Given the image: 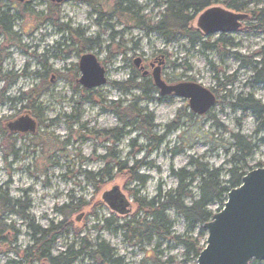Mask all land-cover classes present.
Instances as JSON below:
<instances>
[{
    "label": "rangeland",
    "instance_id": "rangeland-1",
    "mask_svg": "<svg viewBox=\"0 0 264 264\" xmlns=\"http://www.w3.org/2000/svg\"><path fill=\"white\" fill-rule=\"evenodd\" d=\"M163 2L130 0V16L123 17L121 13L112 15L113 3L109 0H26L22 4L1 1L10 6V16L21 14V18H14L12 24L16 40L0 36V92L5 91L4 102L0 103V125L5 127L9 122L28 115L36 125L33 133L19 134L13 147L15 155L0 144V186L5 188L7 184L6 189L13 199L27 197L30 204L27 210L29 220L12 217L9 221L20 232L17 242L9 248L21 251L29 246V223L46 229L64 219L59 209H65L66 218L73 225L72 231L58 239L52 255H58L70 245L77 249L84 237L93 245L99 241L108 244L125 264H140L153 248H159L156 254L162 258L172 256L181 261L185 258L184 251L171 241L159 242L158 247L155 240L132 245L113 231V225L104 223L105 219L112 217L111 204L104 196L113 190L127 202V214L136 212L137 206L128 190L137 187L134 188L136 183L130 181L129 171L125 168L133 167L146 178V185L139 194L147 199L153 198L158 188L162 192L175 190L178 180L172 172H191L193 169L188 167L191 160L217 170L219 181L225 182L228 179L226 172L236 164L232 161L234 149L231 147L234 134L251 139L255 146L252 156L238 167L245 173L264 168L259 119L251 112L245 113L233 106L238 99L248 96L264 105V81L253 79V66L260 68L255 62L264 64V31H254L243 22L236 31L206 37L207 43L215 44L213 50L201 43L191 46L181 38L168 45L158 34L134 26L138 17L146 24L158 21L164 9ZM221 2L223 0L211 6L225 8ZM50 4L51 10H58L55 15L59 17V24L77 35L82 34L84 39H96L100 46L93 43L80 48L69 40L66 33L59 31L58 26L46 22ZM262 6V3H249L247 8L254 10ZM22 9L25 10L21 13ZM206 9L190 13L194 16L193 28L197 17ZM113 35H117L114 41L111 40ZM217 40L227 41L216 43ZM62 42L64 45L58 46ZM83 54L97 57L106 70L107 84L95 89L94 103L79 105L83 92L77 82L80 73L75 72V67L78 68ZM136 58L141 59L143 71L149 72L147 78L151 79V72L162 61L161 77L167 84H198L214 95V105L200 116L191 113L187 100L174 96L169 102L161 103L157 101L159 94L156 93H152L149 99L137 90L127 94L116 91L111 83L125 82L131 76L130 65H134ZM246 63L252 67L242 66ZM151 64L154 68H150ZM136 71L141 73L138 68ZM34 73L44 75L45 80H40ZM224 83L230 84L224 86ZM44 85L47 93L33 105L40 109L35 112L37 117L23 108L25 102L10 103L13 98L28 97L32 87L40 90ZM121 101L123 104L119 108L110 104ZM130 104L152 114V133L165 137L154 150L146 148L148 142L133 126L125 129L124 137L116 143L99 136L101 131L122 127L113 110L121 112L122 116L123 108ZM108 107L112 111H104ZM69 115L77 117L78 121L67 120ZM173 122H176L177 129L168 130ZM112 155L118 158L113 160ZM107 163L112 170L108 180L105 179L102 186L89 183L86 174L99 172ZM258 164L261 167H257ZM189 191L191 199L198 197V181ZM71 201L75 206L73 213L65 208L72 205ZM190 203L189 199L185 200L186 205ZM220 209L222 206L217 203L208 207L212 213ZM167 216L172 221L174 235L197 237L200 229L196 227L189 233L186 222L174 210H169ZM8 260L20 262L13 253L0 256V264ZM195 262L189 257L186 264ZM88 263L80 257L73 264Z\"/></svg>",
    "mask_w": 264,
    "mask_h": 264
},
{
    "label": "trees",
    "instance_id": "trees-1",
    "mask_svg": "<svg viewBox=\"0 0 264 264\" xmlns=\"http://www.w3.org/2000/svg\"><path fill=\"white\" fill-rule=\"evenodd\" d=\"M1 1L7 3H14L11 0H0V36H6L12 40H16L17 36L12 32L13 20L14 18H21V14L18 16H10L9 12L11 10L10 6L2 4ZM87 1V0H86ZM92 2L93 0H88ZM100 1V0H95ZM113 3L112 15L119 16V13L123 17L129 14L130 0H109ZM221 0H164L163 12L160 13V19L155 23L142 21V18H137L134 23L138 29L158 34L166 44L170 45L175 43L177 40L186 39L191 46L201 43L207 46V49H215V44L207 43V39L203 34L196 28H193L191 22L194 16L190 13H199L203 9L210 8L214 4L220 3ZM25 3V2H22ZM21 3V4H22ZM249 3H262L261 8H256L254 10H248ZM51 5H49L48 13L46 14V22L52 23L58 26L59 31H62L68 35L71 42L76 43L80 48H84L88 44H95L100 46L96 39H84L82 34H76L72 29H69L63 24H59V17L55 15L56 10H51ZM212 5V6H211ZM228 11L244 15L246 27L251 28L254 31H264V0H223L221 2ZM22 9L21 13L24 12ZM243 12H248L244 14ZM130 16V14H129ZM118 35V34H117ZM117 35H113L111 40L114 41ZM74 37V40H72ZM65 41L63 37H61ZM227 40L219 41L216 43H226ZM229 41V40H228ZM64 45L63 42L58 44V46ZM220 55H224L219 52ZM58 57V56H57ZM131 62V60L129 59ZM243 61V60H241ZM247 64V63H246ZM255 65H260V68L253 66L255 71L254 80L256 82L264 81V64L262 62L256 63ZM242 66L252 67L251 64H242ZM131 67V76L125 82L115 83L112 82L111 86L121 94H127L129 91L137 90L141 91L144 98H151L152 93L158 95V90L154 87L152 80L147 76L144 77L138 71L134 65ZM78 70L75 67V72ZM47 71H49L47 69ZM38 76L40 80H45L44 75L39 73H34ZM33 76V75H32ZM138 81V82H137ZM230 83H224V86ZM219 87V86H218ZM83 95L80 98L79 105L86 102H91L93 93L95 90H85L81 88ZM47 86L40 90L33 88L28 93V97L13 98L11 102H25L24 109L31 111L36 115V110L32 109L33 105L37 102L38 98L43 94L47 93ZM4 90H2L3 95ZM23 95V94H22ZM97 95V94H96ZM157 101L161 103L169 102L170 97L157 96ZM3 97L0 95V103H3ZM101 102V101H100ZM98 101V103H100ZM118 108L123 102L110 103ZM233 106L242 112H251L257 119H259L260 126L258 130H262V136L259 142L264 145V105L259 101L253 99L252 96H248L244 99H238ZM104 111H112L111 107L106 108ZM115 115L122 127L114 128L111 130L101 131L100 137L105 138L108 141L114 143L121 140L124 137L125 129L135 127L137 131L142 133L145 140L148 142L146 148H151L154 150L158 147L164 140V136L157 137L152 133L153 130V115L147 113L143 110H138L133 104H130L123 108V114L121 112L117 113L115 110ZM74 119L78 121L77 117L69 115L67 120ZM131 120V121H129ZM129 121V122H127ZM176 122L171 123L167 128L168 130L177 129ZM258 132V131H257ZM27 134V133H26ZM18 135H14L10 132L6 126L1 127L0 125V144L2 148L9 149L12 155L16 153L13 151L14 143L17 140ZM22 136V135H21ZM232 144L231 147L234 149L232 155V161L236 164L230 168L227 172V181H219V172L217 170L209 169L205 165H200L196 161L191 160V164H188L191 172L186 170H181L180 172L172 174L178 180V185L173 191L162 192L160 188L157 189L156 194L153 198L147 199L140 196L139 192L146 185V178L143 175L137 173L136 169L133 167L125 168L129 171V177L131 182H135L137 189H129V195L132 197L134 204L137 206L136 212L133 214L117 215L115 212H111L110 218L104 220L107 226L113 225V231L119 233L128 243L134 245H141L143 242L150 243L153 240L158 241L156 247L159 246V242L171 241L178 246H181L184 251L185 258L181 261H177L172 256H167L162 258L156 254V250L159 248H153L152 253L149 256H145L140 264H186L189 257L193 258L194 261L198 258L199 253L204 248L205 231L203 225L211 220L213 213L208 210V207L217 203L220 206L226 202V196L228 192L232 189L237 188L241 184V179L247 173H245L239 164H244L245 161L250 158L255 150V146L251 139L241 136L240 134H234L231 137ZM1 151V147H0ZM113 160L118 157L112 155ZM6 159V156H4ZM105 159V157L103 158ZM261 167V164L256 165ZM138 167V165H137ZM112 170L109 169L108 163L95 174H86V179L89 183L96 186H102L105 179L108 180L109 175H111ZM198 181V197L196 199H191L192 195L189 189L192 184ZM7 184L5 188L0 186V256L13 253L16 255L20 262L8 260L5 264H73L78 258L82 257L88 260V264H125L123 260L117 257L112 248L108 244L102 241L95 243L94 245L87 239L82 237L81 242L78 244L77 249L72 245L68 246L65 251L59 253L58 255H52L54 245L59 238L69 234L72 231L73 225L68 222L65 209H59V213L64 217L62 221L57 224H50L46 229H40L33 223H29L27 229L29 231V242L30 245L25 247L23 250L19 251L18 248H9L17 242L18 236L20 235L19 230L15 228V225L9 223L12 217L18 218L20 220H29L27 210L29 209V202L27 197H22L20 199H13L8 191ZM189 199L191 203L189 205L185 204V200ZM73 202L71 201L70 204ZM85 203V202H83ZM79 205V204H78ZM75 206H66L70 213L75 212ZM72 210V211H71ZM169 210H174L179 214L186 222V228L189 233L195 231L196 227L200 229L196 238L192 236H176L172 232V221L168 219L167 212ZM118 221H122L121 224ZM78 236V233L75 232ZM84 238V239H83ZM4 248L6 250L4 251ZM79 249V250H78ZM196 263V262H195ZM264 261H251L249 264H263Z\"/></svg>",
    "mask_w": 264,
    "mask_h": 264
},
{
    "label": "water",
    "instance_id": "water-1",
    "mask_svg": "<svg viewBox=\"0 0 264 264\" xmlns=\"http://www.w3.org/2000/svg\"><path fill=\"white\" fill-rule=\"evenodd\" d=\"M244 19V15L220 7H210L197 17L195 28L203 36L209 37L236 31ZM140 63V58L134 60L135 67H139ZM162 64L160 61L152 71V80L160 95L172 94L176 98L188 100L190 111L200 116L214 105V95L198 84L165 83L161 78ZM78 69V82L86 90L97 89L107 82L105 69L93 54L82 55ZM146 74L147 71H144L143 75ZM6 128L13 134H24L33 133L36 125L29 116H23L6 124ZM110 196L113 199H109ZM104 198L110 202L112 211H117L119 215L127 214V202L115 190L106 193ZM203 228L206 232L205 246L196 264H248L251 260L264 261V168H257L243 176L240 186L228 192L223 208L213 213Z\"/></svg>",
    "mask_w": 264,
    "mask_h": 264
},
{
    "label": "flooded vegetation",
    "instance_id": "flooded-vegetation-1",
    "mask_svg": "<svg viewBox=\"0 0 264 264\" xmlns=\"http://www.w3.org/2000/svg\"><path fill=\"white\" fill-rule=\"evenodd\" d=\"M26 0H24V2H25ZM19 3V2H18ZM243 23V21L241 22V24ZM140 65H141V63H140ZM139 65V66H140ZM141 68V67H140ZM150 68H154V65L153 64H151L150 65ZM155 69V68H154ZM147 76H148V74H147ZM3 90V89H2ZM5 92V91H4ZM4 92H3V94H4ZM2 93V91L0 92V95L3 97V95L1 94ZM161 97H167V98H169V97H171L170 95H165V96H162V95H160ZM5 101H6V99H5ZM2 104V103H1ZM32 109H34V110H37L38 112H40V109L38 108V107H32ZM36 111V112H37ZM28 112V111H27ZM29 114V113H28ZM29 116V115H28ZM30 117V116H29ZM31 118V117H30ZM34 120V119H33Z\"/></svg>",
    "mask_w": 264,
    "mask_h": 264
}]
</instances>
